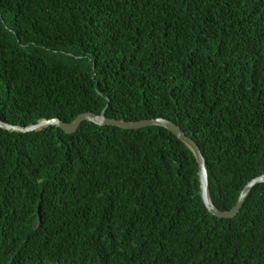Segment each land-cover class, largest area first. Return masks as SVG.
<instances>
[{
    "label": "trees",
    "instance_id": "16d2710c",
    "mask_svg": "<svg viewBox=\"0 0 264 264\" xmlns=\"http://www.w3.org/2000/svg\"><path fill=\"white\" fill-rule=\"evenodd\" d=\"M164 118L221 211L264 175V0H0V119ZM0 264H264V184L234 219L161 127L0 128Z\"/></svg>",
    "mask_w": 264,
    "mask_h": 264
},
{
    "label": "water",
    "instance_id": "95a60500",
    "mask_svg": "<svg viewBox=\"0 0 264 264\" xmlns=\"http://www.w3.org/2000/svg\"><path fill=\"white\" fill-rule=\"evenodd\" d=\"M85 122L93 123L98 126L115 127L123 130H141L147 127L155 126V127L164 128L169 132H171L172 134H174L180 141H182L190 149V151L195 156V159L199 167L201 198L203 200L206 209L209 211L211 215H213L216 218L219 219L236 218L240 213V211L242 210L245 201L248 198L251 191L256 186L260 184H264V175L250 181L241 191L238 202L234 208L226 212L219 210L212 202L210 196L207 164L199 146L195 141L190 139L176 123L164 118L127 122L123 120L109 119L103 115L98 116L94 113H84L79 115L71 123H66L61 119H46V120H40L36 124H32L29 126H19V125L6 123L0 119V128L10 133L28 134V133L40 132L49 127H56L64 131L66 134L72 135L75 134L80 128V126Z\"/></svg>",
    "mask_w": 264,
    "mask_h": 264
}]
</instances>
